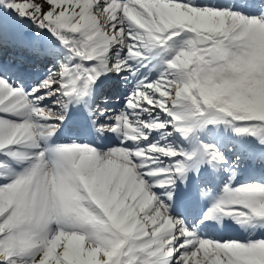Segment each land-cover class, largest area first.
Segmentation results:
<instances>
[{"label":"snow or ice","instance_id":"snow-or-ice-1","mask_svg":"<svg viewBox=\"0 0 264 264\" xmlns=\"http://www.w3.org/2000/svg\"><path fill=\"white\" fill-rule=\"evenodd\" d=\"M0 264H264V0H0Z\"/></svg>","mask_w":264,"mask_h":264},{"label":"rangeland","instance_id":"rangeland-1","mask_svg":"<svg viewBox=\"0 0 264 264\" xmlns=\"http://www.w3.org/2000/svg\"><path fill=\"white\" fill-rule=\"evenodd\" d=\"M118 92H117V95H116V103H117V105H119V103L120 102H122V98H123V95H124V90H123V88H121V89H118L117 90ZM119 94V95H118ZM243 176V175H242ZM241 176V177H242ZM240 178V177H239ZM248 179H250V177L248 176L247 178H245V181L246 180H248Z\"/></svg>","mask_w":264,"mask_h":264},{"label":"bare ground","instance_id":"bare-ground-1","mask_svg":"<svg viewBox=\"0 0 264 264\" xmlns=\"http://www.w3.org/2000/svg\"><path fill=\"white\" fill-rule=\"evenodd\" d=\"M115 101H116V98H115ZM243 176H248L247 174H245V175H243ZM242 176V177H243ZM240 180H242V181H245V179L244 178H240ZM231 231H233V230H231ZM234 233H236V232H234ZM237 234V233H236ZM225 235V234H224ZM228 235V234H227Z\"/></svg>","mask_w":264,"mask_h":264}]
</instances>
